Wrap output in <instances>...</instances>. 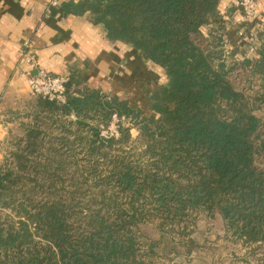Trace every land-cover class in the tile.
<instances>
[{
	"label": "trees",
	"instance_id": "16d2710c",
	"mask_svg": "<svg viewBox=\"0 0 264 264\" xmlns=\"http://www.w3.org/2000/svg\"><path fill=\"white\" fill-rule=\"evenodd\" d=\"M221 2L63 5L140 51L169 83L150 92L149 116L90 89L76 70L66 104L32 96V121L0 164V264H154L164 241L143 227L182 242L202 213L219 214L225 240L252 257L263 251L264 264V26L254 57L229 58ZM114 116L130 125L104 138Z\"/></svg>",
	"mask_w": 264,
	"mask_h": 264
},
{
	"label": "crops",
	"instance_id": "0c3cea01",
	"mask_svg": "<svg viewBox=\"0 0 264 264\" xmlns=\"http://www.w3.org/2000/svg\"><path fill=\"white\" fill-rule=\"evenodd\" d=\"M70 1L79 0H0V142L16 126L15 116L29 109L34 99L28 79L35 70L28 55L38 69L53 75L69 76L76 70L90 89L117 96L142 113H151L150 92L169 83L163 68L131 46L110 41L105 27L93 24L89 14H65L63 5ZM239 1L222 0L219 6L227 35L248 33V25L250 35L256 34L254 25H264V0H256L254 21L245 17Z\"/></svg>",
	"mask_w": 264,
	"mask_h": 264
},
{
	"label": "rangeland",
	"instance_id": "374dc122",
	"mask_svg": "<svg viewBox=\"0 0 264 264\" xmlns=\"http://www.w3.org/2000/svg\"><path fill=\"white\" fill-rule=\"evenodd\" d=\"M256 19V18H255ZM254 19V20H255ZM253 20V21H254ZM225 26V31L222 33L227 41L226 55L229 58H236L243 60L245 58L254 57L256 50L259 47V42L256 39L258 29L264 25H254L256 34H251V26L248 25V30L236 31L235 35L228 36V26ZM260 26V27H259ZM243 35H240L241 32ZM204 34H208V29H203ZM231 37V39L229 38ZM240 39V40H239ZM239 41V42H238ZM236 42V43H235ZM165 83V80H163ZM31 102V101H30ZM26 110L21 111L20 115H16V126L10 130L8 138L3 142H0V164L9 163L11 159V153L16 151V143L18 139L25 134V126L32 121L30 115L26 113ZM25 113V114H24ZM145 116L151 115L150 112L143 113ZM114 122V119L111 123ZM93 126L98 125L97 121H90ZM110 123V124H111ZM116 125L121 128H128V120L116 121ZM110 127V126H109ZM72 134H69L71 139L74 135H78L76 129H72ZM55 136L60 135V131H54ZM131 135L133 138L138 136V130L132 129ZM258 163L264 168V155L261 156ZM1 208V205H0ZM4 212L9 213L10 210ZM190 234L185 236V239L191 238L193 240L192 245H189L186 240L179 242V238L175 239L163 235L160 233L153 224L143 227V233L146 237L155 241H164V243L155 249L156 255L153 258L154 264H258V259L262 257L260 255H248L251 251L240 246L235 245L225 240V225L222 217L217 214L216 216L209 217L206 213H202L196 219L194 226H190ZM182 237V236H181ZM180 237V239H181ZM188 245V246H187ZM248 256V257H247ZM264 256V254H263Z\"/></svg>",
	"mask_w": 264,
	"mask_h": 264
},
{
	"label": "built area",
	"instance_id": "2783aa9c",
	"mask_svg": "<svg viewBox=\"0 0 264 264\" xmlns=\"http://www.w3.org/2000/svg\"><path fill=\"white\" fill-rule=\"evenodd\" d=\"M238 5L248 20L253 21L257 17L258 3L256 0H240ZM52 6L57 7L58 2L53 1ZM240 35H243V33L241 32ZM27 61L36 72V74H31L28 79L31 96L42 97L59 105L66 104V85L69 82V76L53 75L43 69H38L34 57L30 55L27 56ZM117 120V117L114 116V122L110 124V127L102 131L101 135L104 138H118L120 136L119 126L116 125Z\"/></svg>",
	"mask_w": 264,
	"mask_h": 264
},
{
	"label": "water",
	"instance_id": "95a60500",
	"mask_svg": "<svg viewBox=\"0 0 264 264\" xmlns=\"http://www.w3.org/2000/svg\"><path fill=\"white\" fill-rule=\"evenodd\" d=\"M35 74H36V72H35Z\"/></svg>",
	"mask_w": 264,
	"mask_h": 264
}]
</instances>
